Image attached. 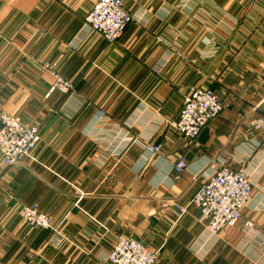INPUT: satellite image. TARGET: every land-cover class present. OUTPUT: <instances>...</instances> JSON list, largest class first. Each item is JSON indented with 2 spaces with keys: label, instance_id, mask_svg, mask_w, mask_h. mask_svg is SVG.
<instances>
[{
  "label": "crops",
  "instance_id": "obj_1",
  "mask_svg": "<svg viewBox=\"0 0 264 264\" xmlns=\"http://www.w3.org/2000/svg\"><path fill=\"white\" fill-rule=\"evenodd\" d=\"M96 1L0 0V115L40 131L32 158L0 161V264H107L122 237L155 264H264V126H250L264 114V0H123L114 43L85 23ZM46 65L70 94L49 92ZM193 85L224 109L192 142L171 123ZM221 162L251 182L249 235H210L194 204L175 206ZM22 206L57 232L23 226Z\"/></svg>",
  "mask_w": 264,
  "mask_h": 264
},
{
  "label": "built area",
  "instance_id": "obj_2",
  "mask_svg": "<svg viewBox=\"0 0 264 264\" xmlns=\"http://www.w3.org/2000/svg\"><path fill=\"white\" fill-rule=\"evenodd\" d=\"M131 17L124 9L123 0H97L85 17V23L99 33L108 43H114L121 36ZM53 77L49 90L69 94L73 83L45 66ZM224 109V102L211 89L193 85L183 98L178 118L171 123L173 130L189 141H195L200 131ZM253 128L264 126V114L250 121ZM40 141V131L34 125H25L17 118L0 115V161L4 166L20 164L24 158H32V153ZM145 149L153 154L160 153L158 145L147 144ZM187 163L181 157L171 167V176L178 180ZM252 197V185L242 170L232 169L221 162L217 170L206 176L187 204H175L179 215L186 211L188 204H194L207 220L206 229L210 235L222 229L232 228L241 223L247 235L254 229L250 219L242 220L241 211ZM22 225L31 229H50V217L33 206H22L20 210ZM157 253L132 237H122L107 254V264H155Z\"/></svg>",
  "mask_w": 264,
  "mask_h": 264
},
{
  "label": "rangeland",
  "instance_id": "obj_3",
  "mask_svg": "<svg viewBox=\"0 0 264 264\" xmlns=\"http://www.w3.org/2000/svg\"><path fill=\"white\" fill-rule=\"evenodd\" d=\"M70 94V93H69Z\"/></svg>",
  "mask_w": 264,
  "mask_h": 264
}]
</instances>
